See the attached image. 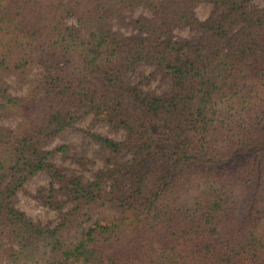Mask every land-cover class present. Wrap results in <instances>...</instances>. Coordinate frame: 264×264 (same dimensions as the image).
<instances>
[{"label":"trees","instance_id":"16d2710c","mask_svg":"<svg viewBox=\"0 0 264 264\" xmlns=\"http://www.w3.org/2000/svg\"><path fill=\"white\" fill-rule=\"evenodd\" d=\"M252 2L0 0V119L16 121L0 126V264H264V8ZM137 8L152 14L132 22L141 36L111 32ZM140 64L171 92L144 95L127 78ZM33 70L26 95H10L5 78ZM86 116L105 168L82 181L53 163L65 147H46ZM38 173L54 227L15 207Z\"/></svg>","mask_w":264,"mask_h":264},{"label":"rangeland","instance_id":"374dc122","mask_svg":"<svg viewBox=\"0 0 264 264\" xmlns=\"http://www.w3.org/2000/svg\"><path fill=\"white\" fill-rule=\"evenodd\" d=\"M252 5L255 8H264V0H253ZM196 17L205 21L214 17V8L211 4H203L195 9ZM152 18V14L142 8H137L125 12L120 18L109 22L111 32L119 34L122 37H138L140 32L132 26V22L138 18ZM68 25H74L73 19L67 20ZM171 38L174 40L187 41L190 44H201L204 39L200 32L187 28L173 29ZM38 71L33 70L27 74L22 82L10 75L5 78L8 85V93L15 97L25 96L30 88L31 81L37 77ZM132 83H140V88L144 95L150 97H159L168 94L172 90V81L170 77L154 72V68L146 64L138 65L132 73L127 75ZM91 121L90 116L80 119L73 129L63 132L58 138L47 145L46 150H53L58 147H65L63 154L55 155L52 159L55 166L62 170L64 174L70 177H76L82 181L91 180L92 176L101 169L105 168L102 161V154L98 147L81 135V130L86 129ZM16 121L11 118L0 119V126L8 129L15 127ZM93 131L102 136L111 138L116 141L123 139V133L113 132L105 125H96ZM80 159H87L91 163L83 166L79 164ZM49 178L38 173L29 179L22 188L17 192L15 197V207L23 212L30 220L40 225L54 227L60 220V212L50 209L42 202V196L50 188ZM57 188V184L53 185ZM63 209L64 212L68 209ZM87 226H85L86 228Z\"/></svg>","mask_w":264,"mask_h":264}]
</instances>
